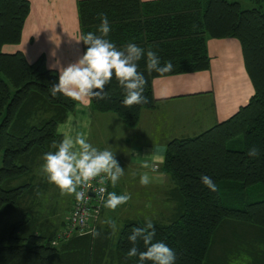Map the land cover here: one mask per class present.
<instances>
[{"label": "trees", "instance_id": "1", "mask_svg": "<svg viewBox=\"0 0 264 264\" xmlns=\"http://www.w3.org/2000/svg\"><path fill=\"white\" fill-rule=\"evenodd\" d=\"M250 1L257 6L242 9L237 0H77L80 38L89 31L99 35L103 13L111 26L107 38L118 48L135 43L155 51L162 64H173L169 73L149 74L146 57L138 62L147 80L146 104L124 106L115 77L105 86L106 99L91 98L93 111L113 113L126 127L137 125L142 109L155 107V77L209 68L207 38L231 36L241 45L254 90L248 102L227 119L197 135L173 138L165 147L161 168L174 184L178 212L168 223H152L154 241L175 251V264H207L215 245L219 255L231 252L236 242L242 248L248 242L234 233L245 226L253 228L247 240L264 241V198L251 199L249 193L257 184L264 187V0ZM28 13V0H0V224L12 213L22 216L0 231V264H140L138 256H127L133 246L128 236L146 221H125L115 239L110 228H97L95 238L87 234L57 241L55 231L42 227L36 215L25 214L24 202L35 186L15 182L30 175L44 153L55 151L53 143L63 138L58 125L78 104L51 95L59 76L45 66L42 55L28 62L20 51H2L4 44L19 42ZM81 42L84 53L87 46ZM253 146L259 150L255 158L247 155ZM202 175L212 178L217 191L202 183ZM229 224L239 226L238 233L222 234ZM136 247L145 250L142 241ZM251 250V264H264Z\"/></svg>", "mask_w": 264, "mask_h": 264}, {"label": "crops", "instance_id": "2", "mask_svg": "<svg viewBox=\"0 0 264 264\" xmlns=\"http://www.w3.org/2000/svg\"><path fill=\"white\" fill-rule=\"evenodd\" d=\"M28 1L29 13L23 23L19 42L4 44L2 51H20L28 62L42 55L45 66L55 70L59 76L61 66L74 63L83 55L77 0ZM206 47L208 69L153 79L155 107L142 109L136 126L126 127L113 113L93 111L90 102L87 105L78 102L66 120L58 125L62 136L82 133L97 148L110 150L112 146L121 147L124 163L127 162L132 174L127 177L128 181L124 176L120 177L115 186L108 181L107 192H111L112 187L114 192L120 187L125 188L131 199L123 204L124 209L133 213L132 210L140 206L136 199H142V213H145L144 217H132L125 221L151 219L160 223L170 222L177 215L178 203L173 193L174 184L161 168L167 142L173 138L197 135L227 119L245 105L254 92L237 38H207ZM107 122L114 123L118 131L116 142L112 141L111 145L104 135ZM141 176L148 178L147 184H141ZM26 178L27 175L21 176L15 183L20 184ZM157 195L159 199L155 198ZM143 198L149 203H144ZM73 199L74 195L69 211ZM104 221L99 222L100 229L103 226L104 229L109 228Z\"/></svg>", "mask_w": 264, "mask_h": 264}, {"label": "clouds", "instance_id": "3", "mask_svg": "<svg viewBox=\"0 0 264 264\" xmlns=\"http://www.w3.org/2000/svg\"><path fill=\"white\" fill-rule=\"evenodd\" d=\"M147 3L148 0H141ZM100 25L99 35L89 31L80 40L87 46L85 52L74 63L59 68L58 83L50 88L53 97L62 94L73 101L88 104L91 98L106 99L105 86L113 77L118 81L124 91L123 105L148 103L144 95L147 84L144 73L139 71L138 62L146 57V70L149 74L169 73L173 70L171 61L161 63L160 57L151 48L144 49L135 43H127L118 48L107 37L111 26L106 14H99ZM78 40V41H80ZM52 147L55 151L43 154L44 163L41 166V173L47 182L54 184L60 190L61 196L74 195L78 203H86L83 189L89 188L91 181L99 178V184L105 185L110 181L116 185L120 177L124 175V169L119 165L114 152L107 148L100 149L87 141L82 133L75 136L65 134L58 143L54 142ZM247 155L255 158L259 156V150L255 146L248 149ZM202 183L211 191H217L216 184L211 177L201 176ZM141 184H147L148 178L141 176ZM79 189V190H78ZM105 187L99 188V195L104 207L115 210L118 206L127 203L130 194L117 195L116 192H107L105 199ZM39 195V192L37 193ZM104 223L117 231L114 220L107 219ZM91 234L94 238L99 232L93 228L90 233L82 232L81 235ZM155 227L151 219H147L144 227H134L128 240L132 247L128 250L127 256L137 257L140 264L151 261L152 264H175L177 255L175 251L163 241H154ZM142 241L145 250L140 251L136 244Z\"/></svg>", "mask_w": 264, "mask_h": 264}, {"label": "rangeland", "instance_id": "4", "mask_svg": "<svg viewBox=\"0 0 264 264\" xmlns=\"http://www.w3.org/2000/svg\"><path fill=\"white\" fill-rule=\"evenodd\" d=\"M240 3V6L242 9L245 8H251L254 6H257L254 2L250 0H237ZM108 123V124H107ZM104 125L105 131V139L107 143L111 145V142H116L117 138V128L115 127L114 123L111 124V122H107ZM114 130V131H113ZM113 149L115 158L119 162V165L124 169V179L127 180V177L132 174L130 172L129 165L127 162L124 163L123 156L124 154L120 151L121 147L119 146H112L110 147V151ZM41 162V164L39 163ZM38 164L34 168V171L27 176L26 181L32 182V184L35 186L33 189L32 195L26 197V202H24L25 209H26V216L29 215H36V217L39 220V223L42 227L47 228L48 230L55 231V240H66L71 238L72 236H79L81 233L77 232H71L68 234V228H67V219L69 216V208H70V202L72 200L73 195H65L61 196L60 190L57 186H55L52 183L47 182L45 176L41 173V165L44 163L43 159L39 158ZM0 162H1V151H0ZM127 164V167L125 166ZM38 170V171H37ZM160 189V188H157ZM158 191V190H157ZM39 192V195L37 194ZM111 192H114V188H111ZM117 195L125 194L126 189L123 187H120L118 191H115ZM130 192V190H129ZM161 192V189H160ZM250 197L251 199H262L264 198V187L261 184H257L256 186L249 189ZM156 195V193H154ZM151 195V193H150ZM252 195V196H251ZM148 197V196H147ZM156 199H159V196H155ZM145 198H143L144 200ZM137 202L140 204V206H136V208L133 211V213L130 210H125L123 205L118 206L114 211L110 210L106 207H102V211L100 214V217L98 219V222L96 225L92 227H88L87 231L85 233H90V230L95 228H100V223L102 219L107 220L111 219L116 222L117 229L120 228L122 223L125 221V219L132 218L138 219L140 217H144L145 213H142V199H136ZM144 203H149V201L144 200ZM139 207V208H138ZM21 215L16 214H10L7 217H5L4 221L0 224V231L6 227V224L9 222H13L19 218H21ZM233 224L226 225L223 230L221 231L222 234L227 233V231H234L236 229L238 233L237 226L231 227ZM104 228V226H103ZM110 228V227H109ZM241 229V228H240ZM242 230V229H241ZM111 234L113 233L112 229L110 228ZM251 231V233H250ZM253 228H249L245 226V229L240 234L234 233V236L237 238H241V242L247 241L248 244L245 245L243 243L242 248L239 249L240 243L236 242L235 248L229 252L220 254L219 252L221 249L217 251V248L219 245H215L217 247H214L212 250L209 258L207 259V264H251V257L250 254L247 253V248L252 249L251 252H254L256 256H260V261L264 260V241L262 243H259V241H251L250 239L247 240L246 237L250 238L253 237ZM117 233V232H116ZM231 233V232H230ZM254 240V239H253ZM236 249H239L238 251Z\"/></svg>", "mask_w": 264, "mask_h": 264}, {"label": "built area", "instance_id": "5", "mask_svg": "<svg viewBox=\"0 0 264 264\" xmlns=\"http://www.w3.org/2000/svg\"><path fill=\"white\" fill-rule=\"evenodd\" d=\"M107 185L108 182L103 186L100 185L99 178L91 181L90 187L83 189L86 203H78L74 196L72 209L67 219L68 234L71 232H85L89 226L92 227L97 224L103 207V201H101L99 195V188H106L104 194L106 199Z\"/></svg>", "mask_w": 264, "mask_h": 264}]
</instances>
